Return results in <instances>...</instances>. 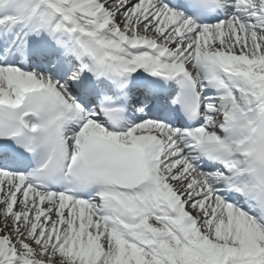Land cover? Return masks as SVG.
Listing matches in <instances>:
<instances>
[{
  "label": "bare ground",
  "instance_id": "1",
  "mask_svg": "<svg viewBox=\"0 0 264 264\" xmlns=\"http://www.w3.org/2000/svg\"><path fill=\"white\" fill-rule=\"evenodd\" d=\"M113 1L110 3L112 4ZM149 32L152 33L151 30H149ZM155 33V32H154ZM160 34H162V31L160 32ZM156 35L158 36L159 34L156 33ZM175 35L170 36L169 33H165L164 35H161V39L164 40V44L169 46V51L173 52L175 49V46L177 44H180V42L182 41L179 37H177L176 42L171 43V41L174 39ZM179 49H177V51H174V53H172L170 60H172L174 57L178 58L180 55V52L184 51L186 49V46H181V44L179 45ZM245 93H247L250 96H254L258 93V90L255 89H248L245 91ZM11 94L9 91L3 92L0 90V101H2V99L4 100V102H10L11 101ZM244 129H247L244 128ZM145 142L148 143H154L155 145H158L159 143L156 142L154 139H150L147 138L145 140ZM0 181H4L3 178L0 177ZM156 183L158 184H163L164 181L161 179H156L155 180ZM18 187H20V185H17ZM10 188V189H9ZM15 189V184L13 182H7L3 185L0 186V198H2L6 203H11V201H13L14 199V192L13 190ZM20 191H24L23 189H20ZM39 198H35L33 200H31L32 203H34L36 200H38ZM2 201V200H0ZM56 206H58L59 204H55ZM211 206L206 204L205 205V209H208V211L205 213L207 219L211 218L210 216H208L210 213H212V209L210 208ZM210 208V209H209ZM43 209V208H42ZM60 215V214H58ZM46 216V215H45ZM53 217V216H51ZM84 215H80V218L82 219V221H84L83 219ZM73 218V217H72ZM75 220L79 219V216H76L74 218ZM202 219V218H200ZM199 219V220H200ZM230 220V223L228 222ZM216 218H213L212 223H216ZM201 221H198V226L199 227H203L204 223H202ZM218 225L219 227L225 232L227 231L230 227L233 228V232H232V236L234 238H238L241 235V244L237 247H232L235 250L239 249H250L254 240L257 238L256 237V233L258 232L256 230L257 227H255L253 224L243 221L241 220L239 217L237 216H233L232 214L230 215V217L228 218V220L223 221V222H219L218 221ZM45 226L46 224L44 222H42V224L39 227V233H43L45 230ZM4 230L3 224H2V219H0V253L2 251L5 252V249L1 247L3 246V242L5 241V238L1 237L2 235V231ZM71 235L67 232V233H59L57 236L54 235L53 236V241H56V247L59 250H63L64 252H66L67 254L70 253L72 254L71 257H75L77 259H84L87 264H101L100 258H97L96 254H100V252H98L97 249H95L93 246V243H90L88 236L87 235H80L74 228L71 229ZM239 231V232H238ZM210 233L207 232V235H209ZM101 237H106L109 243H106V250L103 253V259L105 260L104 264H133L132 262H130V259H127L124 257V252L123 249H121L120 247H118L115 244V241L113 239V237L111 236L110 233L106 232L103 233V235ZM202 242H205V240H202ZM120 245H122L120 243ZM125 249H128V247L124 246ZM92 252L93 257L90 258H85L84 256L86 255L85 252ZM3 255V253H2ZM11 255V254H10ZM8 254V257L10 256ZM3 260V258H0ZM3 264H6L5 262H3Z\"/></svg>",
  "mask_w": 264,
  "mask_h": 264
},
{
  "label": "rangeland",
  "instance_id": "2",
  "mask_svg": "<svg viewBox=\"0 0 264 264\" xmlns=\"http://www.w3.org/2000/svg\"><path fill=\"white\" fill-rule=\"evenodd\" d=\"M0 219L3 220V217L0 216ZM4 221L5 224L9 225L8 228L3 230L7 231L5 238L8 237L9 240H12L15 251L14 258L16 260H18L20 256L25 259L26 264H49L51 262H54V264H82V262L75 257H69L65 254L57 252L55 245L52 246V244H50L51 241L41 236L38 237V235H35V232L32 231L27 235L26 224L28 219L21 217L19 214L15 215L14 217L7 215V217L4 218ZM42 243L49 248V252L43 250L44 246ZM32 254L39 258L37 259Z\"/></svg>",
  "mask_w": 264,
  "mask_h": 264
}]
</instances>
